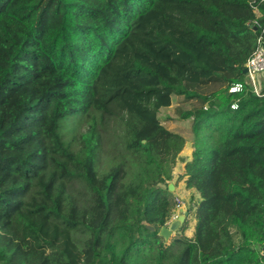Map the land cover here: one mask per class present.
Returning a JSON list of instances; mask_svg holds the SVG:
<instances>
[{
  "label": "trees",
  "instance_id": "obj_1",
  "mask_svg": "<svg viewBox=\"0 0 264 264\" xmlns=\"http://www.w3.org/2000/svg\"><path fill=\"white\" fill-rule=\"evenodd\" d=\"M260 27L264 0H0V264H264Z\"/></svg>",
  "mask_w": 264,
  "mask_h": 264
},
{
  "label": "rangeland",
  "instance_id": "obj_2",
  "mask_svg": "<svg viewBox=\"0 0 264 264\" xmlns=\"http://www.w3.org/2000/svg\"><path fill=\"white\" fill-rule=\"evenodd\" d=\"M260 78H264V74H260L257 76V80ZM244 81H247V77L244 74ZM176 99H173V102L170 106L161 108L159 111V118L161 122L170 130L181 132L184 135H187V129L189 126V122L187 120H180L176 114V107H177ZM65 121H62V127L60 129V132L64 134V127H65ZM86 129V124L83 121L77 122L74 127L73 133L69 134L68 137L78 135L80 132H83ZM110 133V132H109ZM109 135V134H108ZM107 135V136H108ZM111 152V153H110ZM192 152V147L189 143H186L183 150L180 152L176 167L174 168V178L171 183L175 182L177 179V174H179L182 169L184 163L188 160ZM114 154V136H110L109 138L104 139L103 141V151L100 155V159L98 162V172H103L105 169H107L109 165L110 156ZM174 195L176 196L177 200L180 201L181 208L177 209L179 212L180 210L186 211L187 206V198L189 195V191L184 188L183 181L177 182L176 190L174 189L172 191ZM192 229L189 228L186 232V234L189 236L191 235ZM104 234L108 232V228L103 229Z\"/></svg>",
  "mask_w": 264,
  "mask_h": 264
},
{
  "label": "built area",
  "instance_id": "obj_3",
  "mask_svg": "<svg viewBox=\"0 0 264 264\" xmlns=\"http://www.w3.org/2000/svg\"><path fill=\"white\" fill-rule=\"evenodd\" d=\"M252 7L257 17L260 16V13L257 9V3L255 1L252 2ZM252 24L259 25L257 19L252 21ZM244 68H246V77L247 82L251 85L252 90L256 94H260V88L257 80V76L260 74H264V27H260V32L256 38V46L253 50L252 54L246 60ZM243 89L242 83H236L229 87L228 91L230 93H236ZM236 105L232 104L231 108H235ZM177 209L181 208L180 201L177 200ZM178 211V210H177ZM172 216L168 224L177 217V212ZM264 255V252H263Z\"/></svg>",
  "mask_w": 264,
  "mask_h": 264
},
{
  "label": "water",
  "instance_id": "obj_4",
  "mask_svg": "<svg viewBox=\"0 0 264 264\" xmlns=\"http://www.w3.org/2000/svg\"><path fill=\"white\" fill-rule=\"evenodd\" d=\"M246 68L243 69V74L246 73ZM168 189L169 191H173L174 190V185L173 183H170L168 185ZM187 215L186 211H182L180 210L177 213V217L172 220L167 226H164L161 228L160 230V235L164 237L165 240H168L170 238V236L177 230V228L180 226V224L184 221L185 216ZM149 229H152L151 226H147ZM262 251L264 252V243L262 246Z\"/></svg>",
  "mask_w": 264,
  "mask_h": 264
},
{
  "label": "crops",
  "instance_id": "obj_5",
  "mask_svg": "<svg viewBox=\"0 0 264 264\" xmlns=\"http://www.w3.org/2000/svg\"><path fill=\"white\" fill-rule=\"evenodd\" d=\"M190 156H191V154H190ZM190 159V157L188 158V160ZM175 190H176V188H174Z\"/></svg>",
  "mask_w": 264,
  "mask_h": 264
}]
</instances>
